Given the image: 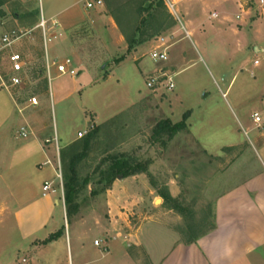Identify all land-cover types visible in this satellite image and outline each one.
Masks as SVG:
<instances>
[{
  "label": "rangeland",
  "instance_id": "1",
  "mask_svg": "<svg viewBox=\"0 0 264 264\" xmlns=\"http://www.w3.org/2000/svg\"><path fill=\"white\" fill-rule=\"evenodd\" d=\"M75 1L0 0V37L13 31L25 35L1 56L0 65L10 85L9 56L15 52L25 59L23 82L13 88L24 109L27 129L37 137L47 135L55 148L62 180L55 178L60 206L54 221L66 235L60 247L43 254L48 244L41 241L33 243L36 249H30L7 209L14 204L0 193V264H156L172 239L185 242L190 235V220L164 205L162 192L171 195L170 188H178V196H171L191 210L200 232L214 224L215 200L228 184L219 177L222 169L218 161L203 149L220 153L240 138L250 146L244 153L256 158L249 170H258L254 136L259 129L252 117L258 113L263 119L260 127L264 125V55L253 51L256 36L239 38L212 28L220 20L211 17L213 6L205 8L199 19L206 32L187 27V35L172 10L184 25L185 15L177 5L171 9L167 0H103L102 7L92 10L81 3L79 7L87 13L86 24L62 33L48 22L44 35L42 19L49 21ZM251 2L260 6V0ZM137 31L141 37H136ZM135 37L139 44L129 51ZM160 37L172 45L178 42L174 49L181 50L180 56H174L170 49L169 61L176 67L172 73L168 63L151 59ZM257 44L264 46V38ZM67 59L75 77L60 75L54 65ZM159 70L173 74V91L147 88L148 77ZM236 93L242 102L240 109L232 104ZM189 111L192 116L185 130L173 137L159 130L167 120L172 125L180 123ZM93 129L98 133L87 156L72 168L70 163L81 151V142ZM84 132L87 134L80 138ZM73 144L81 147L73 149ZM116 155L142 166L144 171L130 177L141 176L153 195L147 192L140 199L130 195L127 203L132 202V207L121 211L127 215L126 237L114 242L116 237L105 239L103 233L111 224L108 206L115 197L110 193L113 186L106 189L105 183L97 182L108 169L110 157ZM72 177L77 179L78 185L73 186L79 193L68 212L66 183ZM122 179L119 176L117 180ZM129 234L138 238L130 239Z\"/></svg>",
  "mask_w": 264,
  "mask_h": 264
},
{
  "label": "crops",
  "instance_id": "2",
  "mask_svg": "<svg viewBox=\"0 0 264 264\" xmlns=\"http://www.w3.org/2000/svg\"><path fill=\"white\" fill-rule=\"evenodd\" d=\"M86 1L76 0L73 5L62 9L49 21L45 20L47 25L50 22L56 32L68 33L86 24L87 13L79 7ZM167 1L171 9L177 5L185 15L187 22L184 25L172 10L187 35V27L206 32L205 23L199 22V19L205 8L213 6L211 17L220 20L213 23L212 28L218 33L230 32L239 38L243 35L256 36L257 43L263 42L264 2L261 4V0L258 8L251 0ZM109 21L113 23L112 18ZM111 28L114 29L112 26ZM177 43L171 47L174 56L181 54L179 48L176 51L174 49L177 48ZM257 43H253V51L257 56L264 55V46ZM167 63L168 67H172L171 73L176 70L171 61ZM255 66H259L258 61H255ZM2 84L0 81V193L8 196L14 204V207L7 209L11 210L10 217L14 219L22 242H29L30 249H36L33 243L43 242L61 230L60 223L54 221L60 206L57 191L46 195L43 193L46 182H52L55 189V178L58 174L57 154L55 155V148L50 144V139L46 138L47 135L37 137L27 129V118L14 88ZM239 97L238 93L232 94V104L240 109L242 102ZM256 114L258 113H254ZM262 122L263 119L258 124L254 122L257 125L255 128L259 129L254 136L260 159L255 163L258 169L256 171L249 170V164H254L255 157L244 153L250 147L245 140L232 139L234 141L225 145L220 153L203 149L209 157L218 161L222 169L219 177L228 184L227 189L218 194L215 200V229L189 245L182 241L173 242L172 239L170 247L157 259L156 264H264V125L260 127ZM22 129H25L27 137L22 136ZM192 136L195 139L193 134ZM225 163L226 166H223ZM240 168L243 170L239 171ZM141 179V176L136 175L117 180L113 185L110 193H114L115 197L108 206L111 210V224L103 230L105 239L108 235H113L116 237L115 242L121 237H126L123 236V228L128 227L127 215L121 211L132 207V202L127 203L130 195H138L139 199L147 195V192L153 195L152 189ZM170 192L176 198L179 190L177 187H171ZM128 237L133 239L138 238V235L129 234ZM65 238L66 235H62L58 241L48 244L42 254L60 247ZM141 243L137 245L141 247ZM126 256L130 257L128 254Z\"/></svg>",
  "mask_w": 264,
  "mask_h": 264
},
{
  "label": "trees",
  "instance_id": "3",
  "mask_svg": "<svg viewBox=\"0 0 264 264\" xmlns=\"http://www.w3.org/2000/svg\"><path fill=\"white\" fill-rule=\"evenodd\" d=\"M161 2H163V0H160ZM146 21V19L144 20ZM141 37V33L140 31L136 32V37ZM134 38L135 42L133 44H131L129 51L134 48L137 44H139L138 42H136L137 38ZM191 116V111L187 112L184 114L183 116V120L175 125H172L171 122L169 120H167L166 122H164L163 124H161L159 127L161 131H167L169 133V135L171 137H173L179 130H185L188 127L187 121ZM97 130L93 129L90 132H88L86 138L81 142L82 147L78 146V144L76 145H71L72 148L79 150V148L81 147V151L77 152V155L74 156V158L72 159L70 165L72 168L75 167V165H77V163L79 161H82L83 159H85V157L87 156L91 144L92 142L96 139L97 137ZM70 146V147H71ZM61 159L63 156V153L61 152L60 154ZM110 163L108 169L105 172H102V176L100 178V180L97 182L98 184H102L105 183L104 185L110 188L111 186H113L114 182L118 179L119 176L123 177V178H127L130 177L132 175L141 173L142 171H144V169L142 168V166L140 164H135L133 160L126 158L123 155H116V156H111L109 161ZM73 176L75 175V172L73 171ZM87 181V180H86ZM75 183V184H74ZM78 185L77 179L75 177L69 178L68 182L66 183V195H65V204L67 207V211L70 212L71 208L73 207V203H74V199L77 196V194L79 193L76 186L73 185ZM93 195H96L95 192H93ZM161 197L164 200V205H168L170 210L178 212L179 214H181L184 218L186 217V219L188 218V220H190L189 225L187 227V231L190 234L188 237V240L185 241L186 244H192L195 243L200 237L208 234L210 231L215 229V224H212L211 228L206 231V232H200L201 230H197V228L194 225V221H193V213L191 212V210L183 208V206H181V203L174 199L168 192H162ZM62 232H58L56 234H52L50 235L45 241H43V244H50L52 242L58 241L61 237H62Z\"/></svg>",
  "mask_w": 264,
  "mask_h": 264
},
{
  "label": "built area",
  "instance_id": "4",
  "mask_svg": "<svg viewBox=\"0 0 264 264\" xmlns=\"http://www.w3.org/2000/svg\"><path fill=\"white\" fill-rule=\"evenodd\" d=\"M264 0H261V4H263ZM103 6V0H87L85 3V7L87 10H92L96 8H100ZM177 21L180 22L177 18ZM40 28L43 29L44 35L46 34L47 22L45 19H42V23L40 24ZM25 37L24 34L18 33L16 31L7 33L0 37V58L1 56L11 49L15 44L20 42ZM172 44L167 41L165 37H160L157 40V46L155 50L151 54V59L155 63L167 64L169 61V54ZM57 67V71L60 75H70L71 77L76 76V71L72 69V62L70 59H67L64 63L55 64ZM50 63L48 62V70H50ZM26 71V62L22 55L19 53H12L9 56V74L11 76L10 85L11 87H18L23 82V75ZM51 80V79H50ZM0 81L3 83V86H7L4 72L2 71V67L0 65ZM147 88L150 91H164L168 92L173 91L175 89V85L173 83V76L169 72L165 70H159L158 72L150 75L147 79ZM34 105H38V102L34 100ZM253 120L255 123H260L261 118L258 114L253 116ZM87 132L80 133L79 137L82 138L85 136ZM22 136L27 137L25 129H22ZM59 151V148H58ZM57 178L62 180L61 169L59 166V171L57 174ZM44 195L49 193H56V189H54V184L52 182H46L43 187Z\"/></svg>",
  "mask_w": 264,
  "mask_h": 264
}]
</instances>
